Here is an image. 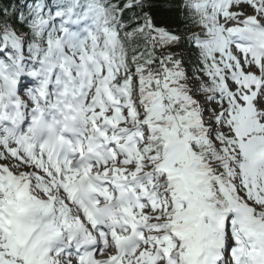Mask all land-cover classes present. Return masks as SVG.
I'll return each instance as SVG.
<instances>
[{"label":"snow or ice","instance_id":"obj_1","mask_svg":"<svg viewBox=\"0 0 264 264\" xmlns=\"http://www.w3.org/2000/svg\"><path fill=\"white\" fill-rule=\"evenodd\" d=\"M0 264H264V0H0Z\"/></svg>","mask_w":264,"mask_h":264}]
</instances>
